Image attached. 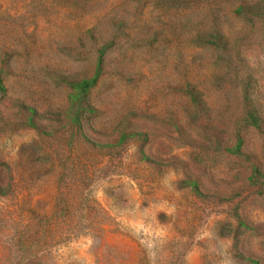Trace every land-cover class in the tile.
Masks as SVG:
<instances>
[{
    "label": "rangeland",
    "instance_id": "obj_1",
    "mask_svg": "<svg viewBox=\"0 0 264 264\" xmlns=\"http://www.w3.org/2000/svg\"><path fill=\"white\" fill-rule=\"evenodd\" d=\"M100 262L264 264V0H0V264Z\"/></svg>",
    "mask_w": 264,
    "mask_h": 264
},
{
    "label": "trees",
    "instance_id": "obj_2",
    "mask_svg": "<svg viewBox=\"0 0 264 264\" xmlns=\"http://www.w3.org/2000/svg\"><path fill=\"white\" fill-rule=\"evenodd\" d=\"M78 83H79V82H78ZM83 83H84V82H83ZM75 181H76V180H75ZM76 182H77V181H76ZM30 255H31L33 258H35V259H36V258L38 259V258L40 257L38 254H37V255H36V254H33V255L30 254ZM98 258H99V257H98ZM98 264H102V262H100V263H98Z\"/></svg>",
    "mask_w": 264,
    "mask_h": 264
}]
</instances>
